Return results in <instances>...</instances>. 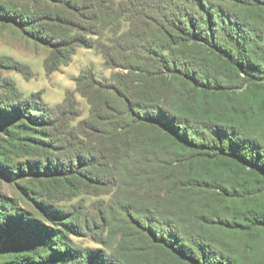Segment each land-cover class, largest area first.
Listing matches in <instances>:
<instances>
[{
	"label": "trees",
	"instance_id": "trees-1",
	"mask_svg": "<svg viewBox=\"0 0 264 264\" xmlns=\"http://www.w3.org/2000/svg\"><path fill=\"white\" fill-rule=\"evenodd\" d=\"M58 3L66 12L18 8L11 18L30 29L43 19L64 25L67 36L35 34L55 58L75 44L95 47L104 68L119 72L109 84L90 72L75 81L90 116L70 133L59 129L67 101L46 112L16 96L0 103V173L71 190L85 177L79 164L100 160L127 171L164 214L115 204L131 227L121 247L79 248L70 235L94 222L76 209L38 204L46 227L0 194V264H264V0ZM50 59L47 72L57 67ZM65 136L76 161L52 153L68 150ZM9 154L24 160L14 164Z\"/></svg>",
	"mask_w": 264,
	"mask_h": 264
},
{
	"label": "rangeland",
	"instance_id": "rangeland-1",
	"mask_svg": "<svg viewBox=\"0 0 264 264\" xmlns=\"http://www.w3.org/2000/svg\"><path fill=\"white\" fill-rule=\"evenodd\" d=\"M58 1L0 0L1 10L12 11L9 15L0 12V103L16 96L21 101L30 103L37 101L38 111L46 112L67 101L65 110L61 112L64 115L60 120L64 122L61 121L59 129L70 133L71 129H74L79 122L90 116V105L87 99L76 91L75 81L80 76L81 78L86 77L90 72L96 81L109 84L119 69L104 68L103 57L95 47L87 48L77 44L72 47L71 55L67 54L66 50H62L63 58L60 57L58 60L51 47L43 43L35 34L40 33L46 36L45 32L49 30L56 38L59 37L58 33L67 36L70 33L67 32L66 26L57 25L50 19H43L42 23L40 22L30 29L24 27L25 25L20 21L11 18L22 12L51 14V12L59 11L62 13L64 8ZM18 8H22L20 13L17 11ZM77 33L83 38L85 37L86 40L89 38L97 40L96 37H87L80 31L73 32L72 35ZM67 56H69V60H66ZM49 58H51L49 66L57 65L52 72H47L44 66L45 61ZM75 135L73 134V136ZM67 138L65 141L68 145L64 140L61 143L62 148L68 149L66 152L52 151L53 154H57L59 160L74 159L73 152L77 147L73 148L71 140ZM0 140H6V136L2 133H0ZM9 158L14 164L24 160L22 156L15 154H9ZM93 163L90 167L84 161L79 164L78 172H83L85 177L78 176V179L70 181L71 190L70 186L66 187L57 183L49 184L43 180H37V177L32 175L27 179H22L0 173V194L14 199L21 209L33 215L35 220L46 227L51 225L42 215L38 204L44 203L48 206L65 209L74 208L82 220L94 222L89 231L81 236L70 235L75 246L101 250L106 248L107 251H114L121 247L122 239H126L131 234V227L126 224V217L112 208L115 204L128 202L137 209H153L161 213L160 215L164 214L163 208L160 209L159 206L150 208L152 206L141 192H137L127 171L121 173L116 170L113 164L106 165L100 160H94ZM2 165L0 160V166ZM23 188L33 189L35 195L27 196ZM108 211L109 217L105 218L104 213ZM222 236L233 244L245 243L244 238L235 233L225 232Z\"/></svg>",
	"mask_w": 264,
	"mask_h": 264
}]
</instances>
